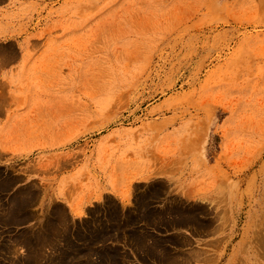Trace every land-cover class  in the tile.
Here are the masks:
<instances>
[{
	"label": "rangeland",
	"instance_id": "1",
	"mask_svg": "<svg viewBox=\"0 0 264 264\" xmlns=\"http://www.w3.org/2000/svg\"><path fill=\"white\" fill-rule=\"evenodd\" d=\"M36 4L0 45V264H264V0Z\"/></svg>",
	"mask_w": 264,
	"mask_h": 264
},
{
	"label": "crops",
	"instance_id": "2",
	"mask_svg": "<svg viewBox=\"0 0 264 264\" xmlns=\"http://www.w3.org/2000/svg\"><path fill=\"white\" fill-rule=\"evenodd\" d=\"M37 1L38 0H0V45L15 44L16 48L21 52L20 56H23L24 51L27 49L28 43L25 42L27 35L35 32L34 27L38 15L33 8L37 5ZM19 15L21 19L17 20ZM21 60L22 59H20V61ZM17 64L18 63H13V61L8 59H1L0 71L9 72L10 69ZM138 178L145 180L144 178L148 177ZM136 180L137 182L141 181L139 179ZM101 197L102 192L84 203L70 202L69 206L71 213L75 218L85 216V209L87 206L94 201H99ZM118 197L123 205H128L129 200L127 194L124 193Z\"/></svg>",
	"mask_w": 264,
	"mask_h": 264
}]
</instances>
